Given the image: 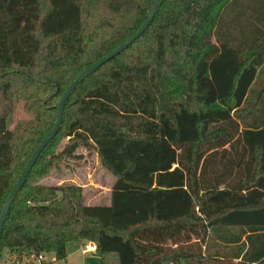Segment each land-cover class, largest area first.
<instances>
[{"label": "trees", "instance_id": "1", "mask_svg": "<svg viewBox=\"0 0 264 264\" xmlns=\"http://www.w3.org/2000/svg\"><path fill=\"white\" fill-rule=\"evenodd\" d=\"M156 0H0V217L67 88ZM30 116L11 129L19 106ZM94 151L109 205L41 180ZM86 240L100 264H264V0H165L72 93L12 204L0 264ZM15 261H6V257Z\"/></svg>", "mask_w": 264, "mask_h": 264}, {"label": "rangeland", "instance_id": "2", "mask_svg": "<svg viewBox=\"0 0 264 264\" xmlns=\"http://www.w3.org/2000/svg\"><path fill=\"white\" fill-rule=\"evenodd\" d=\"M29 119L30 116L20 105L13 117L8 120V127L12 129L19 120ZM76 154L81 156V159H71L60 163L40 183L53 186L63 184L81 186L88 205H106L109 193L105 190L112 188L115 178L102 166L94 151L80 148ZM90 245L91 243L86 240L70 242L67 247V262H52L53 256L46 255L44 262L34 257L23 259L21 264H100L94 251L85 252Z\"/></svg>", "mask_w": 264, "mask_h": 264}, {"label": "water", "instance_id": "3", "mask_svg": "<svg viewBox=\"0 0 264 264\" xmlns=\"http://www.w3.org/2000/svg\"><path fill=\"white\" fill-rule=\"evenodd\" d=\"M165 0H156L155 4L153 5L151 11L149 12L148 17L144 21L143 25L138 29V31L127 40L124 44L120 45L116 50L108 54L107 56H104L102 59L98 60L96 63L91 65L89 68H87L85 71H83L76 79L75 81L67 88L65 93L63 94L61 101L58 106V116L57 121L52 128V130L47 134V136L43 139V141L40 143V145L36 148L34 153L32 154L29 162L27 163L25 169L23 170L20 178L18 179L13 191L8 197V200L6 202V205L3 209V212L0 217V241L1 236L3 233L4 224L6 222L7 216L9 214V211L11 209L12 204L15 202L19 192L23 188V186L26 183L27 177L32 171L33 167L35 166L38 158L42 154L43 150L48 146V144L54 139L55 135L57 134L62 121H63V113L65 109V104L72 95V93L77 89L78 86H80L87 78H89L91 75L96 73L104 64L108 63L118 55H120L122 52H124L129 46H131L136 40H138L149 28L150 24L153 22L158 10L161 8Z\"/></svg>", "mask_w": 264, "mask_h": 264}, {"label": "crops", "instance_id": "4", "mask_svg": "<svg viewBox=\"0 0 264 264\" xmlns=\"http://www.w3.org/2000/svg\"><path fill=\"white\" fill-rule=\"evenodd\" d=\"M103 189H104V188H103ZM105 191H106V193H107V191H108V193H109V200L106 201L105 204H106V205H109V204H110V200H111V188H110V189H106ZM67 247H68V245H67ZM67 254H68V252H67ZM49 255H50V256H53L52 254H49ZM45 256H46V255H43V258H44L43 262L45 261ZM5 259H6L7 262H9V261H12V262L15 261V258H14V257L11 259L9 256L6 257ZM54 261H56V259H55V257L53 256L52 262H54Z\"/></svg>", "mask_w": 264, "mask_h": 264}, {"label": "built area", "instance_id": "5", "mask_svg": "<svg viewBox=\"0 0 264 264\" xmlns=\"http://www.w3.org/2000/svg\"><path fill=\"white\" fill-rule=\"evenodd\" d=\"M95 249H96V246H95L94 244H91V245L88 247V249L85 250V252L95 251ZM38 260H39V261H43V260H44L43 255H42V256H39V257H38Z\"/></svg>", "mask_w": 264, "mask_h": 264}]
</instances>
